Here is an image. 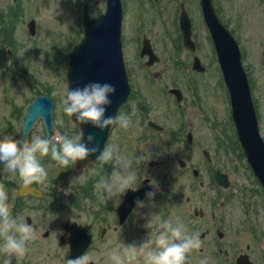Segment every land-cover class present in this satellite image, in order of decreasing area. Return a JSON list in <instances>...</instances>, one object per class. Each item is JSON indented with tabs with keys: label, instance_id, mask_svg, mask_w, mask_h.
<instances>
[{
	"label": "rangeland",
	"instance_id": "obj_1",
	"mask_svg": "<svg viewBox=\"0 0 264 264\" xmlns=\"http://www.w3.org/2000/svg\"><path fill=\"white\" fill-rule=\"evenodd\" d=\"M85 1L91 16L104 11V0H0V32L3 31L0 33L1 132L8 112L13 109L11 99L20 105L24 101L20 94L31 96L35 90H45L53 96V116L55 120L60 121L61 128L65 130L64 134L74 136L78 132L77 126L63 111L62 99L66 86L64 72L68 52L82 33L79 12ZM213 1L220 19L232 30L241 48L243 65L249 79L252 80V96L257 106L260 133L264 138V0ZM121 2L122 51L133 94L127 106L124 105L117 116L132 113L134 115L127 129L121 128L118 124L113 126L105 146L115 144L122 153L137 156L140 155L139 150L153 148L154 150L143 156L144 162L132 169L135 177L132 188L139 186V175L141 179L149 175L147 172L149 159L165 160L162 166L155 168L153 172L160 176L165 170L168 171L170 177L175 180V194L184 193L183 197L188 192H184L186 188L195 189L199 185L198 182L206 178L209 165H205L201 148L207 149L219 164V168L227 172L233 182L229 192L235 195L233 205L238 209L233 213L238 212L239 217L245 216L246 213H242V203L249 202L250 211L247 216L252 218L253 233L262 234L264 193L259 189L237 143L230 117L228 94L208 30L201 17L198 0H121ZM180 2H183L192 19V39L197 46L196 54L205 66L204 72L197 73L190 69L193 55L183 47L178 26ZM76 3L80 10L76 9ZM30 18H34L36 22L33 36L28 34L26 28ZM143 34L150 39L159 57L151 67L143 66L138 56ZM9 36L15 39V42L11 41V46ZM6 46L11 50V57L5 52ZM169 87L181 90L184 97L180 106L174 102L173 96L167 93ZM143 107L145 110L141 109ZM149 120L162 126V130L148 126ZM58 122L55 126L59 125ZM183 123L185 129L191 130L195 141L193 152L189 155L173 137ZM14 125L19 128L20 121H14ZM40 129L41 126L39 125L38 129L37 124L33 130L39 132ZM185 132L186 130L184 134L182 131L179 134L185 136ZM168 141L171 143L176 141L171 150L166 149ZM217 147L221 148L219 152L215 150ZM178 152L184 155L182 157L187 162L201 169L198 177L193 175L191 169L183 170L178 166L177 158L180 156ZM105 167L106 172L97 173L102 174L105 179H110L114 165L110 163ZM51 174L54 176L57 173H52V170L48 169V184L44 187L49 190L52 184L56 185L50 189L52 196L56 197L54 193L58 191L59 182L56 183L55 178L49 179ZM51 180H54L52 184ZM153 183L155 184V180ZM19 184L21 182H18L17 186ZM62 197L67 198L65 195ZM79 202V210L71 204L67 205L69 200H64L62 205H57L58 208L61 205L63 211L47 212H57L62 215L59 218L67 216L81 222H87L94 212H104L108 214L109 219L113 218L116 205L107 196L103 200L98 198L91 205L84 204L86 200ZM235 202L239 203L235 205ZM41 213L42 210L37 212ZM133 218L135 220L139 218V208L134 212ZM133 227L137 230L139 240V221L138 226ZM232 238L235 241V236ZM239 240L245 247L250 243L246 232L239 235ZM111 253L89 252L94 260L99 259L102 262L106 260L112 262ZM37 254V264H41V253ZM208 254L209 261L223 260L222 253L215 256L213 252ZM203 258L208 261L207 256ZM42 263L67 264L52 250L47 256L42 254Z\"/></svg>",
	"mask_w": 264,
	"mask_h": 264
},
{
	"label": "flooded vegetation",
	"instance_id": "obj_2",
	"mask_svg": "<svg viewBox=\"0 0 264 264\" xmlns=\"http://www.w3.org/2000/svg\"><path fill=\"white\" fill-rule=\"evenodd\" d=\"M11 119L13 118L8 117L6 120ZM36 126L37 124L33 126L31 132L26 137V141L29 143L37 136L47 138L46 133L35 132L33 130ZM77 131L76 134L79 133L78 127ZM6 137L9 140L15 139L19 143L24 144L22 143L23 134L21 133V125L19 128H16L15 126H5L4 124L3 131H0V138ZM152 150L154 149L139 150V153L146 156ZM149 161L147 162V166ZM153 161L149 163L147 169L149 175L144 176L143 179L139 175V189L147 187L146 189H149V192H153L155 195L153 198H149L147 195L141 199L143 207H139L138 219L132 218L133 213L122 224H119L116 213L113 214V218L111 219H109L108 214L103 212L92 213L87 222H81L67 216L59 218L62 215L57 212H47L54 211L53 207L49 209V206L60 200L73 199L80 201L95 198L94 188L99 175L95 174L97 165L93 163L87 164L82 169L76 166L64 169L57 162L51 160L50 156L45 157L42 160L44 166L47 170L51 169L52 173H57L54 176L51 174L49 179H60L58 191L54 193L56 197H53L50 191L54 180H51L52 185L49 190L44 187L48 184V181H46L43 185L31 186L40 191L38 194H21L20 188L22 184L17 186V183L21 182L20 179L18 177L16 179H9L6 174L0 172V187L6 189L8 201L12 208V215L18 216L32 224L35 233V239L29 244L27 254L19 258V260H13V264H37V253H41L42 264V254L47 256L51 250L62 261L67 260L72 240L70 235L76 229L75 224H81L89 235L90 243L86 253L90 251L97 253L119 251L122 253L126 250H131V245L139 246L144 242H151V246L154 247L158 220L172 219L174 221L177 217L185 222L190 233H199L200 247L190 253V256L191 254H197L194 256L195 260H192L191 264H200L204 256H209L208 252H213L214 256L217 253H222L224 257L229 256L230 260L227 263L224 260L217 262L215 260L207 261V264H251V262L253 264H264V259L257 253L255 241L249 239L250 243L246 247L239 243V235L247 230L248 223L246 219L239 218L238 212L229 214L230 210L233 212L238 211V209L232 204L231 200L233 197H229V189L233 182L228 173L219 169L226 174V179L230 184L229 187L224 188L217 184L214 180L213 171V180L210 178V175L206 180L199 181V185L197 187L194 186L195 189L193 187L186 188L182 186V188H186L184 192L188 191L183 197L184 193H179L180 195L175 194V180L171 179L168 171L165 170L160 176L153 172L155 168L162 166L165 160L153 159ZM47 163L50 164L47 165ZM183 166L185 167L186 164ZM103 171L106 172V167H104ZM82 176L88 177L87 183H80ZM153 180H155V184ZM166 181H168L169 188L167 191H162L161 186ZM63 195L67 198L62 197ZM238 203L235 202V205ZM39 210H42L41 214H37ZM58 210L60 209H56V211ZM138 221L139 240L136 233L137 230L133 227L138 226ZM232 236H235V241ZM84 237L82 235L80 239H84ZM2 259L3 257L0 256V261ZM95 264L104 263L101 260H95ZM139 264L142 263L139 262Z\"/></svg>",
	"mask_w": 264,
	"mask_h": 264
},
{
	"label": "clouds",
	"instance_id": "obj_3",
	"mask_svg": "<svg viewBox=\"0 0 264 264\" xmlns=\"http://www.w3.org/2000/svg\"><path fill=\"white\" fill-rule=\"evenodd\" d=\"M116 93V86L110 82L89 81L83 87L68 88L63 94V111L74 119L81 131L70 136L53 135L48 138L35 137L31 143H19L9 140L8 137L0 138V172L9 179H20L22 188L30 189L33 185H43L48 179V170L42 163L43 157L50 156L64 169L76 166L78 161L86 160L90 155H95V160L101 165L113 164L112 177H101L97 181L98 198L105 196L119 206L121 199L135 179L132 169L144 162L143 155L122 153L115 144L100 148L93 133H89L84 141L82 125L91 124L100 131L110 129L114 124L127 129L130 126L132 114L119 116L106 115L108 107L113 103L112 98ZM150 160V159H149ZM148 161V160H147ZM88 177L82 176L80 183H87ZM135 190V189H133ZM149 198L155 193L149 192ZM137 206L143 207V201L137 200ZM134 209V211H137ZM150 222V220H149ZM34 226L18 216L12 215L6 189L0 187V264H13L29 251V244L34 241ZM154 247L151 242H144L139 246L131 245V250H126L122 255L119 251L111 253L113 264H136L140 256L144 264H191L190 253L200 247L199 233H190L185 222L177 217L158 220ZM67 264H95L94 257L83 253L76 258H69ZM200 264H207V259L202 258Z\"/></svg>",
	"mask_w": 264,
	"mask_h": 264
},
{
	"label": "water",
	"instance_id": "obj_4",
	"mask_svg": "<svg viewBox=\"0 0 264 264\" xmlns=\"http://www.w3.org/2000/svg\"><path fill=\"white\" fill-rule=\"evenodd\" d=\"M210 1L201 0V7L230 91L233 118L238 128V137L249 163L264 186V142L258 134L257 120L251 101L249 85L241 65L240 52L235 40L214 13ZM106 3L104 14L93 19H87L85 15L84 37L70 54L68 78L70 90L83 87L89 81L114 84L116 93L111 97L113 103L106 112V115L114 116L119 105L125 101L129 87L124 75L120 52V1L106 0ZM180 26L184 44L194 50V44L190 40V22L186 14L180 16ZM145 53L150 56L149 62L157 59L147 41H144L141 55ZM199 66L198 58L195 57L193 67L202 68ZM44 101L45 98H38L29 107L23 122L24 132L28 131L33 119L38 114L45 116L47 128L50 129L51 126L48 122L50 120L51 103L50 101L44 103ZM82 128L84 141L86 142L89 133H93L100 148H102L108 129L100 131L91 124L82 125ZM95 158V155H90L86 161ZM137 198H139V193L127 191L121 206L124 215L131 210Z\"/></svg>",
	"mask_w": 264,
	"mask_h": 264
}]
</instances>
